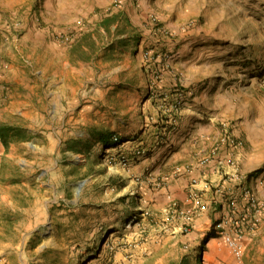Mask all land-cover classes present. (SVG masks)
I'll use <instances>...</instances> for the list:
<instances>
[{
	"label": "rangeland",
	"instance_id": "1",
	"mask_svg": "<svg viewBox=\"0 0 264 264\" xmlns=\"http://www.w3.org/2000/svg\"><path fill=\"white\" fill-rule=\"evenodd\" d=\"M187 76L234 79L247 91L236 100L264 115V0H0V264H264V210L240 254L216 227L235 237L244 187L264 204V166L232 192L234 179L204 163L221 177L206 181L219 212L208 230L193 229L198 193L186 209L168 195L163 217L155 205L157 151H172L202 82ZM223 123L236 158L228 121L207 157L224 145Z\"/></svg>",
	"mask_w": 264,
	"mask_h": 264
},
{
	"label": "crops",
	"instance_id": "2",
	"mask_svg": "<svg viewBox=\"0 0 264 264\" xmlns=\"http://www.w3.org/2000/svg\"><path fill=\"white\" fill-rule=\"evenodd\" d=\"M214 78L220 79V82L216 84ZM184 80L188 84L192 81L202 82L190 91L191 97L186 103L187 106L179 116L176 128L170 134V145L173 147L169 150L172 151H168L169 145L161 146L157 151L161 162L156 170L158 172L153 174L160 173L163 167V186L154 188L155 205L163 212L161 215L163 217L169 204L168 195L186 209L194 205L192 193H198L203 207L201 215L193 222V229L208 230L219 217V212H214L210 206L214 200L211 187L220 184L221 177L213 173V164H204L203 159L209 155L219 140L221 135L219 123L228 121L232 124L234 134L242 142L237 149L236 159L241 172L249 175L264 166V115L258 107L251 110L247 104L236 100L240 98V94L247 91L241 89L240 85L238 88L232 85L235 83L234 79L231 81L227 76H187ZM175 83L174 76H166L161 85L165 87V91H169ZM243 84L248 83L245 80ZM220 149L225 151V146H221ZM1 161L0 155V166ZM207 180H210L211 187L206 186ZM226 183L232 192H237L246 182L231 180ZM257 192L264 200V186L259 187ZM260 232L261 228L257 233ZM216 241L214 238L210 239L206 252H213ZM222 258L218 256L214 264H225Z\"/></svg>",
	"mask_w": 264,
	"mask_h": 264
},
{
	"label": "built area",
	"instance_id": "3",
	"mask_svg": "<svg viewBox=\"0 0 264 264\" xmlns=\"http://www.w3.org/2000/svg\"><path fill=\"white\" fill-rule=\"evenodd\" d=\"M174 110H178L179 107L177 104L173 105ZM223 133L224 136L221 138L224 146H227L229 149L228 155L226 157H222L219 155V148H214L211 152V156L204 158L203 163H208L209 161H214V170L217 171L224 179H236L239 180L243 177V173L241 172L240 165L235 157L232 156L233 150L237 148L239 145L238 139L232 136L229 133V127L226 123H223ZM244 196L247 199V203L245 208L243 209V213L239 215L237 218L233 219L231 223L232 228L235 230V237H232L229 232L226 231V223L221 221L217 224V229L224 236L226 242L230 245L232 250L237 254L241 253V246L239 243V238H241L242 234L246 230L252 227L259 220V216L257 214L262 210H264V204L255 196V194L251 191L250 188L244 187L243 191ZM170 208L172 210L176 207V202L172 199L170 202ZM193 211H190L189 214L185 215L187 220L192 218ZM225 223V224H224ZM186 229V227H184Z\"/></svg>",
	"mask_w": 264,
	"mask_h": 264
},
{
	"label": "trees",
	"instance_id": "4",
	"mask_svg": "<svg viewBox=\"0 0 264 264\" xmlns=\"http://www.w3.org/2000/svg\"><path fill=\"white\" fill-rule=\"evenodd\" d=\"M0 133H1V129H0ZM2 138H3V137H2ZM104 145H105L106 147H110V146L114 145V142H111L110 140H105ZM212 236H214V234H213L212 232H208V233L206 234L205 238L203 239V243H204L209 237H212Z\"/></svg>",
	"mask_w": 264,
	"mask_h": 264
},
{
	"label": "bare ground",
	"instance_id": "5",
	"mask_svg": "<svg viewBox=\"0 0 264 264\" xmlns=\"http://www.w3.org/2000/svg\"><path fill=\"white\" fill-rule=\"evenodd\" d=\"M210 243V242H209ZM212 243V242H211Z\"/></svg>",
	"mask_w": 264,
	"mask_h": 264
}]
</instances>
